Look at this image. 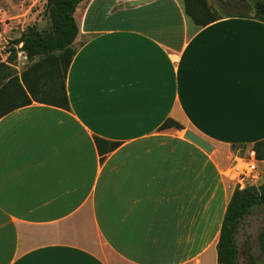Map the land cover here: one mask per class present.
I'll use <instances>...</instances> for the list:
<instances>
[{"label": "crops", "instance_id": "crops-1", "mask_svg": "<svg viewBox=\"0 0 264 264\" xmlns=\"http://www.w3.org/2000/svg\"><path fill=\"white\" fill-rule=\"evenodd\" d=\"M73 17L68 105L0 117V264H218L221 154L264 139V22L197 25L183 0Z\"/></svg>", "mask_w": 264, "mask_h": 264}, {"label": "trees", "instance_id": "trees-1", "mask_svg": "<svg viewBox=\"0 0 264 264\" xmlns=\"http://www.w3.org/2000/svg\"><path fill=\"white\" fill-rule=\"evenodd\" d=\"M82 0H47L46 12L51 27L40 31L28 26L17 43H22L28 64L18 73L9 63L0 61V117L6 113L32 103V101L67 106L65 76L74 54L73 40L77 25L73 12ZM185 13L197 25H206L220 18L207 0H183ZM225 4L245 12H224L227 16L252 17L264 22V0H229ZM252 2V5L250 4ZM252 11V15L246 14ZM174 124L168 120L163 126ZM104 152L115 143L104 141ZM100 146V139H97ZM235 148V147H233ZM257 158L264 156V139L253 146ZM246 149V148H245ZM264 203V183L250 184L243 189L234 188L227 203L216 244L218 264H238V248L235 242L238 223L249 214L253 206ZM259 247L264 256V230L258 234ZM250 264H256L249 254Z\"/></svg>", "mask_w": 264, "mask_h": 264}, {"label": "rangeland", "instance_id": "rangeland-1", "mask_svg": "<svg viewBox=\"0 0 264 264\" xmlns=\"http://www.w3.org/2000/svg\"><path fill=\"white\" fill-rule=\"evenodd\" d=\"M224 1L229 0H207L211 9L219 16H224V12H245L244 9L238 10L228 6ZM46 2L47 0H0V61L9 63L18 73L28 64L26 52L21 48L22 43H17L21 33L26 31L28 26H34L40 31L51 27ZM250 4L252 5V2ZM246 14L251 16L252 11H247ZM246 149L240 151L244 152ZM221 159L226 166L228 159L225 153L221 154ZM263 183L264 156L259 161L258 179L254 185ZM261 230H264V203L253 206L251 212L238 223L235 234L238 264H250L249 254L256 264H264L258 239Z\"/></svg>", "mask_w": 264, "mask_h": 264}, {"label": "built area", "instance_id": "built-area-1", "mask_svg": "<svg viewBox=\"0 0 264 264\" xmlns=\"http://www.w3.org/2000/svg\"><path fill=\"white\" fill-rule=\"evenodd\" d=\"M259 161L253 148H247L244 152L239 150L230 155L221 172L234 188L243 189L258 179Z\"/></svg>", "mask_w": 264, "mask_h": 264}, {"label": "water", "instance_id": "water-1", "mask_svg": "<svg viewBox=\"0 0 264 264\" xmlns=\"http://www.w3.org/2000/svg\"><path fill=\"white\" fill-rule=\"evenodd\" d=\"M185 137L191 140L193 143L197 144L199 147L204 149L205 151H211L212 145L206 139L202 138L201 136L195 134L194 132L187 130L185 132Z\"/></svg>", "mask_w": 264, "mask_h": 264}]
</instances>
